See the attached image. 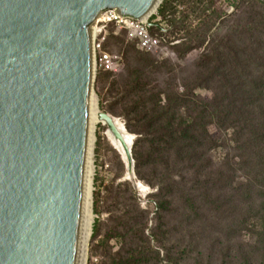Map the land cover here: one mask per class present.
Masks as SVG:
<instances>
[{
  "label": "trees",
  "instance_id": "obj_1",
  "mask_svg": "<svg viewBox=\"0 0 264 264\" xmlns=\"http://www.w3.org/2000/svg\"><path fill=\"white\" fill-rule=\"evenodd\" d=\"M188 1L181 0L179 4ZM177 2L165 0L158 10L159 15L173 26ZM211 4L209 0L201 9L199 25L194 31L188 29L180 42L170 37L177 34L175 29L164 32L155 26L149 28L152 36L161 39L162 48L172 49L179 61L191 52L203 49L196 61L199 72L182 92L173 95L168 90L157 91L154 84L143 79L138 68L131 70L129 81L121 86L112 79L121 68L120 61L113 59L117 71L102 67L99 70V81L111 79V92L124 94L110 111L124 117L126 129L137 136L133 143L137 180L158 188L153 200L154 212L142 213L140 220L144 219V223L135 224L130 232L119 235L122 244L117 252H112L108 245L111 238L107 237L105 250L102 249L105 261L100 264H264V239L262 243L256 241V245L250 241L233 243L232 240L241 236L243 230L264 228V200L258 211L251 207L243 213L237 211L230 203L234 196L231 191L215 192L221 176L229 181L235 174L231 171L218 172L221 176L207 174L212 170L206 157L212 125L223 130L238 128V133L248 135L238 146L243 150L239 155L247 166L258 167L255 179L264 186V102H248L253 98L264 99V70L251 82L236 74V65L247 70L254 61H257V68H264V55L248 53L249 56L242 59L240 51L234 47L214 45L216 39L212 35L221 17ZM188 19L185 16V20ZM181 28L187 27L183 23ZM107 31L103 46L107 53L110 54L111 45H117L124 57L131 55L150 72L166 70L172 73L175 70L176 66L169 60L155 59L154 55L160 51L141 49L138 40H129L127 30H118L115 24H109ZM209 37L212 39L208 43ZM257 41L263 44L262 39ZM254 81L257 86L253 88ZM211 88L216 92L209 102L196 93ZM117 105L122 106L116 109ZM117 156L121 158L119 153ZM121 160L119 163L124 172ZM253 182L250 181L241 194L245 200L252 197ZM128 186L133 193L130 199L135 200V191L130 184ZM238 190L242 191V188ZM259 196L264 198V190ZM225 214L227 218L223 220ZM151 215L157 225L148 229ZM98 233L95 228L94 238ZM100 245L95 246L94 255L103 247Z\"/></svg>",
  "mask_w": 264,
  "mask_h": 264
},
{
  "label": "water",
  "instance_id": "obj_2",
  "mask_svg": "<svg viewBox=\"0 0 264 264\" xmlns=\"http://www.w3.org/2000/svg\"><path fill=\"white\" fill-rule=\"evenodd\" d=\"M162 1L0 0V264L84 263L95 23L110 9L142 19ZM98 118L122 141L139 196L117 122L135 135Z\"/></svg>",
  "mask_w": 264,
  "mask_h": 264
},
{
  "label": "rangeland",
  "instance_id": "obj_3",
  "mask_svg": "<svg viewBox=\"0 0 264 264\" xmlns=\"http://www.w3.org/2000/svg\"><path fill=\"white\" fill-rule=\"evenodd\" d=\"M164 1L165 0L162 1L161 5ZM180 1L181 0H178L177 2L178 11L174 16L176 20V22L174 21V26L168 24V22L167 24L169 26L165 30V32L172 31L173 29L177 30V34L170 36L171 39H176L177 42L183 40L184 34L188 29L194 31L197 28L201 21L198 14L201 13V9L207 5L209 0H189L188 3L179 4ZM210 1H212L210 5L211 8L216 10L221 17L212 35V37L216 39L213 44L222 48H226L227 45L234 47V50L240 51V55L243 57L242 59H246L249 54H253V56L256 53L264 55V0ZM257 12H259L258 15L256 14ZM185 16L189 18L187 21L185 20ZM183 23L187 27L186 29L181 28ZM212 37L207 39L208 43ZM257 39H262L263 44H260L259 41L256 42ZM109 49L112 59L114 61H120L121 63V68L118 70L117 75L112 77V79H116L121 86L126 81H129L131 70L138 68L141 70L143 79L154 84L157 91L168 90L173 95L182 92L186 84L191 83L195 79L199 72L196 61L203 50L193 51L184 60L179 61L172 49L162 48L159 50L161 53L154 55L155 59L169 60V63L175 65L176 68L172 73L166 70L160 73H153L150 72L149 69L143 68V66L131 55L124 57L117 45H111ZM255 62L257 61H254L253 65L247 70H245L242 65H236V74L242 76V80L251 82V79L260 76L264 70L262 67L257 68ZM100 68V66L96 68L94 83L95 102H97L99 110L112 114L125 125L126 121L124 117L117 116L110 111V108L115 106V103L120 100L124 94L123 92L118 94L111 92V79L109 81H99L97 77L101 74V71H99ZM117 69L116 67V70ZM247 71H250V74H248ZM254 84L253 88L257 86L255 81ZM213 86L215 87V85ZM215 92V88H211L209 90H197L196 93L200 98L209 102L215 97ZM248 102H264V99L262 97H260L259 100L253 98V100ZM121 106L122 105H117L116 109H120ZM107 131L108 128L106 125L98 123L95 125L93 133L94 143L90 165L93 168L90 189L92 229L87 245L85 264H100L105 261V257L102 253L103 250H105V242L108 240L107 237L111 238L108 241V245L111 247L112 252H117L122 244L119 240V235L126 231L130 232V228L135 224L144 223V219L140 220L142 213L154 212L153 200L158 192L157 187L152 188L147 182L137 180L141 184L139 185V196L137 195L132 183L126 179V167H124V172L121 169L119 161L121 159V161H123V157L113 145L109 137V132L107 133ZM209 133L210 148L207 150L206 157L210 160L209 168L212 171L207 174H211V176H221L218 173L221 171L224 173L231 171L235 174L229 181H225L226 178H222L221 176V181L219 180L220 182H216V184L220 186L215 189V192L222 190L223 193H227L231 191L234 196L233 201L230 203L236 206L237 211L243 213L248 207H251L253 211L260 210L264 198L259 196V192L264 190V186L256 182L255 179L257 176L256 174H258L257 170L259 169L254 165L247 166L239 155L243 150L239 149L238 146L247 140V133H238V128L234 127H228L227 130L219 129L216 125H212L209 128ZM136 137V135L134 138L132 137L133 143ZM117 152L121 158H118ZM247 173L248 175H245ZM230 181H232V185H230ZM250 181H254L251 190L252 197L249 200H245V198L241 197V194L245 191ZM129 184L135 191V195H133L135 196V200L130 199L133 193L128 189ZM238 188H242V191L238 190ZM220 198L222 197H219V199ZM150 218L151 221L148 229L157 225V221H152V215ZM225 218H227L226 214L223 220H225ZM241 227L242 225H240V228ZM95 228L99 230L97 238H94ZM127 237H129V235H127ZM263 239L264 228L258 226L254 231L243 230L241 236H235L232 240L233 243L236 241H250L253 245H256V241L261 240L260 242L262 243ZM100 242H102L101 245H103V247L97 249V255H94L93 251H95V246L100 245ZM194 249L195 248H192L191 250Z\"/></svg>",
  "mask_w": 264,
  "mask_h": 264
},
{
  "label": "built area",
  "instance_id": "obj_4",
  "mask_svg": "<svg viewBox=\"0 0 264 264\" xmlns=\"http://www.w3.org/2000/svg\"><path fill=\"white\" fill-rule=\"evenodd\" d=\"M148 22L156 24L155 27L164 32L168 28L167 22L157 11L147 19L127 18L118 14L115 9L104 11L94 27V59L96 68L100 66L106 70L117 71L111 55L103 48L109 24H115L118 30H127L128 39L138 40V46L141 49L155 52L162 49L161 39L151 35L150 27L147 25Z\"/></svg>",
  "mask_w": 264,
  "mask_h": 264
},
{
  "label": "bare ground",
  "instance_id": "obj_5",
  "mask_svg": "<svg viewBox=\"0 0 264 264\" xmlns=\"http://www.w3.org/2000/svg\"><path fill=\"white\" fill-rule=\"evenodd\" d=\"M155 12V9L151 11V13L147 14L143 19H147L151 14ZM100 113V110L97 106V102H95V97L91 99V107H90V135H89V159H88V167H87V191H86V224H85V258L87 254V245L90 239L91 235V229H92V215H91V196H90V189H91V180L93 175V168L91 165V155H92V148L94 143V128L95 125L98 123H101V121L98 118V115ZM117 126L120 129L121 132L124 134V138L128 144H131L132 137L128 136L126 132L124 131V127L122 124L117 122ZM109 137L115 146V148L120 152V154L123 157V160H126L125 151L123 148V143L121 140L116 139L111 133H109ZM139 183V182H138ZM139 185H141L139 183ZM138 185V186H139ZM92 191V190H91ZM85 258L84 263L85 264Z\"/></svg>",
  "mask_w": 264,
  "mask_h": 264
}]
</instances>
